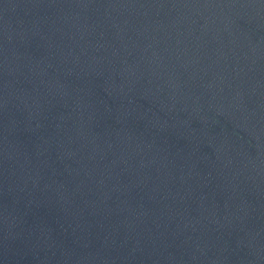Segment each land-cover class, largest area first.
<instances>
[{"label":"water","instance_id":"obj_1","mask_svg":"<svg viewBox=\"0 0 264 264\" xmlns=\"http://www.w3.org/2000/svg\"><path fill=\"white\" fill-rule=\"evenodd\" d=\"M0 264H264V0H0Z\"/></svg>","mask_w":264,"mask_h":264}]
</instances>
